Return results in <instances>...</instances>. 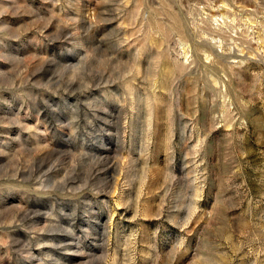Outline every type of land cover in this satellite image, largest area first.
<instances>
[{
	"label": "rangeland",
	"instance_id": "1",
	"mask_svg": "<svg viewBox=\"0 0 264 264\" xmlns=\"http://www.w3.org/2000/svg\"><path fill=\"white\" fill-rule=\"evenodd\" d=\"M0 264H264V0H0Z\"/></svg>",
	"mask_w": 264,
	"mask_h": 264
}]
</instances>
